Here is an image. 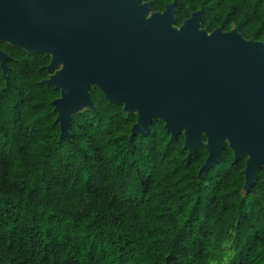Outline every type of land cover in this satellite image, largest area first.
<instances>
[{
    "label": "trees",
    "instance_id": "1",
    "mask_svg": "<svg viewBox=\"0 0 264 264\" xmlns=\"http://www.w3.org/2000/svg\"><path fill=\"white\" fill-rule=\"evenodd\" d=\"M143 1H176L177 26L201 10L209 33L264 42V0ZM0 48V264H264V167L247 189L226 145L199 175L204 146L190 154L161 119L133 135L137 114L96 85L61 138L52 56Z\"/></svg>",
    "mask_w": 264,
    "mask_h": 264
},
{
    "label": "water",
    "instance_id": "2",
    "mask_svg": "<svg viewBox=\"0 0 264 264\" xmlns=\"http://www.w3.org/2000/svg\"><path fill=\"white\" fill-rule=\"evenodd\" d=\"M177 2L152 12L143 0H0V41L52 56L45 82L61 90L51 105L61 138L73 114L105 97L137 114L132 134L161 119L172 138L184 133L192 154L208 150L199 175L222 157L226 143L250 188L264 167V42L237 30L201 28L202 11L176 25ZM8 55L0 48L4 75ZM206 136L207 141L203 140Z\"/></svg>",
    "mask_w": 264,
    "mask_h": 264
},
{
    "label": "flooded vegetation",
    "instance_id": "3",
    "mask_svg": "<svg viewBox=\"0 0 264 264\" xmlns=\"http://www.w3.org/2000/svg\"><path fill=\"white\" fill-rule=\"evenodd\" d=\"M226 145L229 146V143L227 142ZM229 148H230V146H229ZM230 149H231V148H230ZM232 151H233V155H234V158H235L234 150H232ZM248 157H249L248 154H244L239 160H241V159H245V161H246V166H247V159H248ZM245 168H246V167H245ZM259 170H260V169H259ZM259 170H258V171H259ZM257 174H258V172H257Z\"/></svg>",
    "mask_w": 264,
    "mask_h": 264
},
{
    "label": "rangeland",
    "instance_id": "4",
    "mask_svg": "<svg viewBox=\"0 0 264 264\" xmlns=\"http://www.w3.org/2000/svg\"><path fill=\"white\" fill-rule=\"evenodd\" d=\"M62 66H63V65H61L59 68H62ZM59 68H58V69H59Z\"/></svg>",
    "mask_w": 264,
    "mask_h": 264
}]
</instances>
